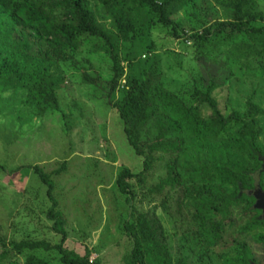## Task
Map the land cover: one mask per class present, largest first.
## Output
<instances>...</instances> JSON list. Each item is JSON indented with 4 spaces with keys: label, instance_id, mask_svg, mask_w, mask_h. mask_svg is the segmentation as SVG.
I'll return each instance as SVG.
<instances>
[{
    "label": "rangeland",
    "instance_id": "1",
    "mask_svg": "<svg viewBox=\"0 0 264 264\" xmlns=\"http://www.w3.org/2000/svg\"><path fill=\"white\" fill-rule=\"evenodd\" d=\"M256 8L264 12V0H256ZM188 12L187 17L180 10L175 17L184 27L180 35L173 33L170 24H153L150 36L153 47L144 51L141 58L159 54L157 65L163 84L190 105L197 101L191 94L195 85L202 87L214 82L212 95L226 116L238 112L248 118L244 113L251 103L255 106L253 110H258L254 113L257 122L252 128L255 137L247 133L245 140L259 164L251 172L252 185L245 187L238 181L236 191L231 194L232 200L246 193L252 200L247 209L244 203L229 207V219L238 220L245 211L254 208L253 191L259 187L264 190V71L251 74L244 67L240 70L236 58L226 51L229 45L214 46L210 40L200 42L191 36L194 30L188 29L189 26L202 33L204 25L223 19L222 8L216 0H196ZM9 19L0 7V37H7L6 47L10 48L16 31ZM241 38L245 35L236 32L231 44ZM86 48L76 55L75 63L59 61L49 67L59 79L55 84L58 103L55 108L29 102L25 87L16 82L15 72L0 78V232L8 243V253L0 264H24L31 251L47 259L49 264H62V253L54 248H24L22 253H17L13 242L23 239L41 240L50 245L62 243L65 249L80 255L88 248L92 264H126L134 239L124 223L133 208L159 217L173 264L179 257L188 264H200L199 257L211 264L219 263L214 261L213 251L202 245V241L197 242V238L202 240L197 234L200 219L193 215L196 192L184 194L188 181L175 188L166 186L162 191H151L158 179L166 175V161L171 164L173 161L167 155L141 172L143 157L128 142L123 121L111 106L108 95L109 84L105 79L112 73L110 58L95 48H88L89 52ZM24 61L25 58L20 59L22 72L26 68ZM121 65L124 72L113 100L119 97V89L126 87L127 62L121 60ZM84 72L97 83L86 82ZM201 112L207 115L210 108L201 105ZM24 166L31 168H21ZM125 167L134 173L127 178L132 192L128 188L122 192L117 183ZM40 172L48 174L53 182L55 210L65 221L63 242V235L53 229L54 219L48 215L52 201ZM254 209L261 222L255 231L241 236L248 248L247 263L264 264V237L261 236L264 219L260 216L261 209ZM238 225L237 222L232 228L237 230ZM230 228L227 225L225 229ZM234 234L224 233L218 249L228 250Z\"/></svg>",
    "mask_w": 264,
    "mask_h": 264
},
{
    "label": "trees",
    "instance_id": "2",
    "mask_svg": "<svg viewBox=\"0 0 264 264\" xmlns=\"http://www.w3.org/2000/svg\"><path fill=\"white\" fill-rule=\"evenodd\" d=\"M216 1L222 8L223 19L204 25L202 33L189 26L188 29L194 30L191 36L200 42L210 40L214 46L218 43L229 45L225 50L236 58L240 70L244 67L251 74L256 70L264 71V12L256 8V0ZM195 2L0 0L1 11L10 18V24L16 31L10 48L6 47L7 37H0V78L15 72L16 82L25 87L29 102L55 108L58 104L55 84L59 79L49 67L59 61L75 63L76 55L83 51V47L106 53L112 71L105 79L109 84L111 106L123 121L128 142L143 157L141 172L149 170L157 159L167 155L173 161V164L166 161V175L158 179L151 191H162L166 186L175 188L188 181L184 194L196 192L193 215L200 219L197 234L202 240L197 238V242L202 241V245L215 253L217 264H248V248L241 235L255 231V226L261 221L256 218L254 208L240 215L239 221L229 219V207L244 203L247 209L252 202L247 193L237 200H232L231 194L236 191L238 181L245 187L252 185L251 172L259 164L245 140L247 133L251 138L255 137L252 128L257 122L254 113L258 110H253L255 106L251 103L244 113L248 118H243L238 112L226 116L212 95L216 87L214 82L202 87L195 85L191 94L197 101L190 105L163 84L162 72L157 65L159 54L141 58L144 51L153 47L150 38L152 25L157 22L170 24L173 33L180 35L184 27L175 17L180 10L188 17V9ZM234 31L244 34L245 38L231 44L236 37ZM21 58L27 61H24L26 68L23 72L19 70ZM121 60L127 62L126 87L119 89V97L113 100L112 95L124 72ZM83 78L86 82L97 83L87 72ZM201 105L210 108L207 115L202 114ZM21 168L28 170L31 166ZM35 168L39 167L35 165ZM40 174L48 185L47 193L52 201L48 211L49 217L54 219L52 227L63 235V242L66 238L65 221L55 210L57 201L52 196L53 182L48 174ZM133 175L127 167L119 173L117 183L122 192H127L130 186L127 178ZM129 188L128 192H132ZM237 222L239 225L235 230L232 227ZM124 224L134 239L126 264H173L164 229L155 213L133 208ZM227 225L231 228L225 229ZM229 232L235 233L233 240L229 242L228 250L221 251L218 246L224 233ZM261 236L264 237V232ZM13 244L19 254L24 248H54L62 253V264H92L88 248L84 255H80L65 249L62 243L50 245L41 240L23 239ZM7 245L0 232V263L8 253ZM175 261L176 264H188L180 257ZM199 263L211 264L203 257H199ZM24 264H49V261L31 251Z\"/></svg>",
    "mask_w": 264,
    "mask_h": 264
},
{
    "label": "water",
    "instance_id": "3",
    "mask_svg": "<svg viewBox=\"0 0 264 264\" xmlns=\"http://www.w3.org/2000/svg\"><path fill=\"white\" fill-rule=\"evenodd\" d=\"M246 191L249 192L247 189ZM253 196L255 197V203L253 205L256 209H261V218L264 219V190L260 187L253 191Z\"/></svg>",
    "mask_w": 264,
    "mask_h": 264
}]
</instances>
